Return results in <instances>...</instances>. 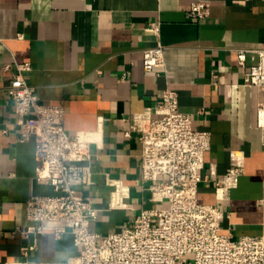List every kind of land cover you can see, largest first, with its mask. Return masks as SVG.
I'll return each mask as SVG.
<instances>
[{
  "label": "crops",
  "instance_id": "crops-1",
  "mask_svg": "<svg viewBox=\"0 0 264 264\" xmlns=\"http://www.w3.org/2000/svg\"><path fill=\"white\" fill-rule=\"evenodd\" d=\"M209 12L190 17L192 4ZM162 44L165 65L158 73L143 66L144 50ZM264 49V0H0V264H29L75 257L81 248L70 232L61 239L47 231L24 237L31 194H54L36 180L33 140L20 141L15 103L7 87L17 63L29 62L27 81L46 104L63 103L70 134L91 142L94 184L78 192L98 210L91 229L101 240L128 226L152 200L141 174V142L130 136L135 113L155 107L166 88L178 93L180 109L193 127L212 133L198 199L223 212L222 232L233 239L264 235V135L258 109L264 92L245 83ZM246 50L245 65L238 52ZM10 64L6 70L4 66ZM243 156L237 185L227 193L216 180L228 177ZM215 172L216 179L211 177ZM109 178L130 188L127 209L111 206Z\"/></svg>",
  "mask_w": 264,
  "mask_h": 264
},
{
  "label": "built area",
  "instance_id": "built-area-1",
  "mask_svg": "<svg viewBox=\"0 0 264 264\" xmlns=\"http://www.w3.org/2000/svg\"><path fill=\"white\" fill-rule=\"evenodd\" d=\"M208 6L196 2L188 15L206 16ZM246 57V50H240L239 64L245 65ZM164 65L162 44L144 50L146 72L158 73ZM31 69L29 62L17 63L7 92L15 103L20 141L35 143L36 180L52 186L55 193L31 194L26 206L28 224L16 231L24 237L51 231L58 239L70 232L81 248L75 257L38 264H264V235L233 239L222 232L221 202L199 201V185L208 179L203 169L212 133L193 127L192 115L180 109L178 93L171 88L163 91L159 105L135 113L125 133L136 132L141 142V174L149 183L152 200L168 205L143 209L130 225L98 241L99 235L91 229L98 210L78 192L79 187L94 184L91 142L66 130L63 103L39 100L26 79ZM244 80L264 92V49L258 65L246 72ZM258 122L264 135V100L259 105ZM233 160L228 177L216 180L224 193L237 185L243 171V156L237 152ZM211 177L216 179L215 172ZM108 183L114 187L111 206L127 209L130 188L120 179L109 178ZM35 249L32 243L22 260L6 264H29L30 252Z\"/></svg>",
  "mask_w": 264,
  "mask_h": 264
}]
</instances>
